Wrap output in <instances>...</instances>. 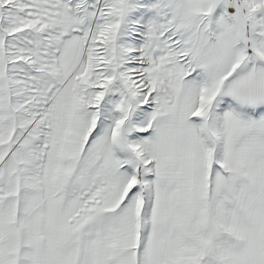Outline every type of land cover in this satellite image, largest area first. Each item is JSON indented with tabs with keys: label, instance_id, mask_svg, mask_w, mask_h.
Here are the masks:
<instances>
[{
	"label": "snow or ice",
	"instance_id": "obj_1",
	"mask_svg": "<svg viewBox=\"0 0 264 264\" xmlns=\"http://www.w3.org/2000/svg\"><path fill=\"white\" fill-rule=\"evenodd\" d=\"M0 264H264V0H0Z\"/></svg>",
	"mask_w": 264,
	"mask_h": 264
}]
</instances>
